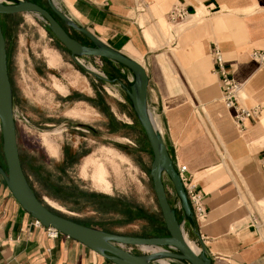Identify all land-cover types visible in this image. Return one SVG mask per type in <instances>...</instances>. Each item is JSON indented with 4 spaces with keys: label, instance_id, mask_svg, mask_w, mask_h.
Listing matches in <instances>:
<instances>
[{
    "label": "crops",
    "instance_id": "crops-1",
    "mask_svg": "<svg viewBox=\"0 0 264 264\" xmlns=\"http://www.w3.org/2000/svg\"><path fill=\"white\" fill-rule=\"evenodd\" d=\"M54 2L78 25L146 68L148 106L154 124L176 168L186 165L205 196L208 217L206 222L192 226L194 241L214 264H264V64L251 56L255 49L264 50V0ZM177 4L190 15L203 14L202 23L183 22L171 27L169 12ZM42 5L51 10L49 3ZM59 20L73 37L92 45L86 35ZM6 41L8 49L7 37ZM216 48L226 57L232 77L243 84L242 106L258 109L242 126L235 120V108L223 100L220 75L214 71ZM107 63L119 64L112 60ZM72 87L74 91L68 94L84 91ZM79 95L73 100L86 102L87 98ZM70 119L66 124L76 129L94 130L89 121ZM137 247L126 248L141 254ZM0 264L116 263L62 232L50 236L46 226L35 224V218L0 174Z\"/></svg>",
    "mask_w": 264,
    "mask_h": 264
},
{
    "label": "rangeland",
    "instance_id": "rangeland-1",
    "mask_svg": "<svg viewBox=\"0 0 264 264\" xmlns=\"http://www.w3.org/2000/svg\"><path fill=\"white\" fill-rule=\"evenodd\" d=\"M37 1L48 4L47 0ZM202 16L190 15L187 21L172 22L171 27L184 21L186 25L200 24ZM1 17L8 40L20 155L37 195L65 216L122 234L151 237L165 233L150 175L151 146L126 88L108 80L113 74L128 86L133 73L102 57L82 56L80 62L108 79L85 74L41 17L28 12ZM72 85L84 91L68 94L74 91ZM78 94H83L86 102L73 100ZM69 118L89 121L94 130L76 129L66 124ZM164 181L177 208L180 200L166 174ZM183 226L187 237L199 247L186 223ZM137 249L140 253L152 250Z\"/></svg>",
    "mask_w": 264,
    "mask_h": 264
},
{
    "label": "water",
    "instance_id": "water-1",
    "mask_svg": "<svg viewBox=\"0 0 264 264\" xmlns=\"http://www.w3.org/2000/svg\"><path fill=\"white\" fill-rule=\"evenodd\" d=\"M51 11L65 24L86 35L92 45L82 43L71 36L61 21L46 7L32 0H0V127L3 137V153L7 165L4 169L0 160V174L11 192L24 209L46 227H54L92 248L116 264H162V259H171L187 264H213L212 258L204 248L194 251L188 244L184 226L179 221L176 208L169 201L164 175L170 178L177 196L181 202L186 218L194 219L188 196L180 174L170 155L166 142L160 130L154 124L148 106L149 76L142 63L106 44L90 32L78 25L60 8L54 0H47ZM34 13L41 17L55 35L67 48L76 63L87 73L94 74L100 79H108L86 67L80 62L82 56H98L118 62L128 68L134 76L133 83L126 88L132 107L142 125L153 152L150 175L164 217L168 235L142 237L108 232L101 228L80 223L68 216L58 213L46 202H43L33 189L23 168L18 130L14 106V88L10 79L8 66L7 41L2 26V14ZM111 82L117 79H108ZM149 245L158 247L147 253L136 254L126 247Z\"/></svg>",
    "mask_w": 264,
    "mask_h": 264
},
{
    "label": "built area",
    "instance_id": "built-area-1",
    "mask_svg": "<svg viewBox=\"0 0 264 264\" xmlns=\"http://www.w3.org/2000/svg\"><path fill=\"white\" fill-rule=\"evenodd\" d=\"M189 15L188 10L181 4L175 5L169 12V19L173 22L183 21ZM251 56L260 65L264 64V50L255 49L251 52ZM213 58L215 63L214 71L220 75L222 97L226 105L230 108H235V120L239 126L244 124V120L250 117H254L258 109L246 108L240 103V95L243 90V84L236 81L227 67V60L224 54L216 48L213 52ZM177 171L180 174L181 180L184 184L189 203L193 212L194 220L196 224H202L206 222L208 217V211L205 203V196L198 188V185L191 176L187 173V166L182 165L177 167ZM182 210L181 202L177 209ZM183 225L186 223L184 218L182 221ZM36 225H43L40 220L35 218ZM50 236L55 237L59 234V231L54 227H47ZM201 250V248H200ZM172 261L171 259H168Z\"/></svg>",
    "mask_w": 264,
    "mask_h": 264
},
{
    "label": "trees",
    "instance_id": "trees-1",
    "mask_svg": "<svg viewBox=\"0 0 264 264\" xmlns=\"http://www.w3.org/2000/svg\"><path fill=\"white\" fill-rule=\"evenodd\" d=\"M32 1H35V0H32ZM36 2V1H35ZM47 8V7H46ZM50 10V9H49ZM51 11V10H50ZM52 12V11H51ZM53 13V12H52ZM54 14V16L56 17V18H58L59 19V17L55 14V13H53ZM2 16V15H1ZM2 18V17H1ZM48 27V26H47ZM48 29H49V27H48ZM4 31V30H3ZM49 31L52 33V31L49 29ZM53 34V33H52ZM4 35H5V33H4ZM53 36L55 37V35L53 34ZM72 36V35H71ZM6 37V36H5ZM56 38V37H55ZM57 39V38H56ZM58 40V39H57ZM58 42H60L59 40H58ZM61 43V42H60ZM62 44V43H61ZM85 44V43H84ZM63 45V44H62ZM64 46V45H63ZM64 48L67 50V48L64 46ZM68 51V50H67ZM7 52H8V49H7ZM69 52V51H68ZM9 57V56H8ZM104 60H106V61H111L110 59H107V58H104V57H102ZM9 59V58H8ZM121 65V64H120ZM8 66H9V60H8ZM123 66V65H122ZM125 67V66H124ZM78 68L82 71V72H84L85 74L87 73L85 70H84V68L82 67V66H80V65H78ZM9 74H10V71H9ZM111 76H112V78H110V79H119L117 76H115V75H113V74H110ZM10 79H11V76H10ZM11 82H12V80H11ZM132 83H129V85L127 86V87H130V85H131ZM13 85V84H12ZM128 96V95H127ZM128 99H129V97H128ZM129 101H130V99H129ZM0 160H1V163H2V166L4 167V169H6L7 170V165H6V161H5V157H4V153H3V138H1V141H0ZM22 160V159H21ZM22 164H23V161H22ZM24 166V165H23ZM58 188L61 190V186L59 185L58 186ZM174 190H175V188H174ZM176 192V191H175ZM167 193H168V191H167ZM37 194V193H36ZM177 194V193H176ZM38 196V195H37ZM39 197V196H38ZM56 197V196H55ZM40 198V197H39ZM58 198V197H57ZM168 198H169V201H170V203H171V205L174 207V205H173V202L171 201V199H170V197H169V194H168ZM41 199V198H40ZM60 199H62V198H60ZM42 200V199H41ZM43 201V200H42ZM44 202V201H43ZM176 208V207H175ZM52 210H54V209H52ZM56 211V210H55ZM56 212H58V211H56ZM58 213H60V212H58ZM176 213H177V217H178V219H179V221L180 222H182L183 221V219L185 218L186 219V228H187V231L189 232V235H190V237L191 238H193V232H192V226H193V228H195L196 227V223H195V220L194 219H191V218H186L185 217V215H184V212L183 211H181V210H178L177 208H176ZM73 219V218H72ZM75 220V219H74ZM165 227H166V225H165ZM168 234V230H167V228H165V233H162L161 235H157V236H164V235H167ZM147 237H150V236H147ZM152 237V236H151ZM214 264V263H213Z\"/></svg>",
    "mask_w": 264,
    "mask_h": 264
},
{
    "label": "bare ground",
    "instance_id": "bare-ground-1",
    "mask_svg": "<svg viewBox=\"0 0 264 264\" xmlns=\"http://www.w3.org/2000/svg\"><path fill=\"white\" fill-rule=\"evenodd\" d=\"M189 16H190V13H189V15H188V17L185 19V21H187L188 19H189ZM193 16V15H192ZM184 21V22H185ZM171 23L173 22V21H170ZM173 23H176V22H173ZM183 23V22H182ZM214 60V59H213ZM91 66V65H90ZM94 68V67H93ZM157 122V121H156ZM156 125V124H155ZM185 236H186V240H187V242H188V244L190 245V247L194 250V251H196V252H199L200 251V248L192 241V240H190L188 237H187V235L185 234ZM143 247H151V249L152 250H159V248L158 247H153V246H149V245H142ZM161 262L162 263H164V264H169V262L166 260V259H162L161 260Z\"/></svg>",
    "mask_w": 264,
    "mask_h": 264
},
{
    "label": "flooded vegetation",
    "instance_id": "flooded-vegetation-1",
    "mask_svg": "<svg viewBox=\"0 0 264 264\" xmlns=\"http://www.w3.org/2000/svg\"><path fill=\"white\" fill-rule=\"evenodd\" d=\"M37 3H39V4H41L42 5V3L40 2V1H37V0H35ZM43 6V5H42ZM79 40V39H78ZM81 41V40H80ZM82 43H85V42H83L82 41ZM168 235V234H167Z\"/></svg>",
    "mask_w": 264,
    "mask_h": 264
}]
</instances>
